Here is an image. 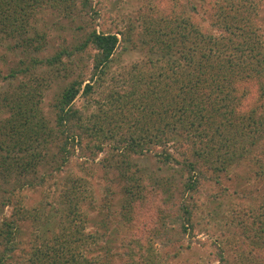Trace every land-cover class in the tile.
Segmentation results:
<instances>
[{"label":"trees","instance_id":"1","mask_svg":"<svg viewBox=\"0 0 264 264\" xmlns=\"http://www.w3.org/2000/svg\"><path fill=\"white\" fill-rule=\"evenodd\" d=\"M247 2L186 0L187 9L177 2L170 10L149 5L142 39L149 54L127 71V87L103 94L107 107L99 106L92 118L76 97L95 91L121 38L96 29L93 0H0V35L18 39V46L33 53L8 74L20 79L4 98L8 113L0 120V180L10 183L0 184V264H110L114 259L165 264L158 244L166 257L177 256L184 247L172 237L174 231L182 238L194 235L195 199L205 180L221 184L224 173L243 160L248 178L264 184V11ZM199 6H208L220 33L198 21ZM49 9L67 11L72 21L73 14L84 12L92 21L77 26L78 39L40 56L35 51L45 31L37 25ZM41 66L55 67V76L68 79L54 96L50 117L40 106L48 85L37 71ZM104 143H113L121 155L114 168L125 197L120 208L124 231L115 252L98 245L85 229L90 216L80 211L84 198L78 177L71 178L61 200L64 215L60 204L47 211L23 207L15 194L22 186L44 182L45 173L37 175L41 164L59 168L75 152L93 158ZM52 147L57 151L51 154ZM133 154H152L176 172L178 181L173 174L145 171ZM8 205L12 211L6 216ZM28 216L39 230L20 262V223ZM238 217L252 232L247 234L252 253L260 257L264 204ZM216 259L226 262L218 246Z\"/></svg>","mask_w":264,"mask_h":264},{"label":"rangeland","instance_id":"2","mask_svg":"<svg viewBox=\"0 0 264 264\" xmlns=\"http://www.w3.org/2000/svg\"><path fill=\"white\" fill-rule=\"evenodd\" d=\"M201 3L202 0H194ZM211 3L216 0H203ZM177 2L187 9L186 0H93L99 16L93 19L97 30L117 33L120 43L113 55L107 74L95 83V91L76 97V104L83 108L86 116H92L99 106L106 108L107 104L103 94L108 90H123L128 86L127 71L132 64L146 58L149 50L143 43L144 27L150 16L149 5L153 8L171 9L172 4ZM256 6L259 12L264 11V0H248ZM79 2L77 1V8ZM153 10V9H152ZM196 14L198 21L215 33L219 27L213 23L211 10L208 6L202 8ZM191 11H189L190 13ZM75 22L70 19L67 11L48 10L44 12L38 21V30L45 31V38L37 55L52 53L59 44H68L80 37L81 31L77 28L81 24H90L92 18L86 13L73 14ZM82 19V20H81ZM124 32V35L120 34ZM119 32V34H118ZM131 37L130 39H128ZM122 36L124 38H122ZM20 41L16 38H6L0 35V120L7 115V108L3 106L4 98L14 88L20 77H9L10 71L27 64V60L33 54L31 49L26 51L18 46ZM46 76L45 89H42L40 101L41 109L45 116L50 117L51 104L54 96L68 81L62 74L55 76V67L41 66ZM93 142H90V144ZM89 144V145H90ZM57 151L52 147L49 153ZM51 156V155H49ZM48 158L50 159V157ZM118 150L114 144L104 143L102 150L95 157L80 156L75 152L68 161L54 168L55 163L41 164L37 175L45 173L43 183L36 182L34 186H22L16 191L23 207H42L43 211L57 207L67 194L66 187L70 186L72 177H78V193L84 198L79 205L82 214L90 216L85 229L90 231L98 245H105L113 252L116 251L119 238L124 231V222L120 216V208L124 195L122 187L117 180V171L114 163L120 159ZM131 159L138 163L145 171L158 175H174L178 181L176 172L161 162L157 161L152 154L131 155ZM246 163V162H245ZM221 179V184H215L211 180H205L196 194L197 205L193 216L194 235L187 238L179 237V230L174 231L173 238H179L177 243L184 247L177 256H167L160 244H158L159 256L165 260V264H264V249L260 257L252 253L254 247L250 243L247 234V226H242L238 215L247 213L252 208L254 211L264 204V184L255 183L254 179L248 178L247 166L241 160L235 163ZM3 187H8L0 180ZM109 195V197H107ZM61 214H63V207ZM12 206L4 208V215L9 216ZM78 211V208H77ZM60 214L56 216L58 219ZM20 223L22 243L20 245L19 261L27 256L28 245L36 233L37 222L31 216L23 217ZM55 218V219H56ZM246 231V232H245ZM177 243L169 248L170 253L176 251ZM217 246L223 249L226 262L221 263L216 259ZM101 249V248H100ZM178 250V249H177ZM119 259H114L110 264H118Z\"/></svg>","mask_w":264,"mask_h":264}]
</instances>
